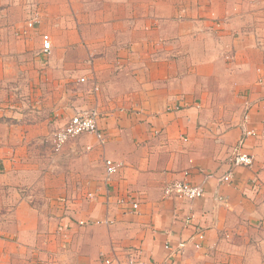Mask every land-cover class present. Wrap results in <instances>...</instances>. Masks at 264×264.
Here are the masks:
<instances>
[{
  "label": "crops",
  "instance_id": "0c3cea01",
  "mask_svg": "<svg viewBox=\"0 0 264 264\" xmlns=\"http://www.w3.org/2000/svg\"><path fill=\"white\" fill-rule=\"evenodd\" d=\"M263 63L264 0H0V264H264ZM74 107L103 140L56 151ZM185 178L203 196H165Z\"/></svg>",
  "mask_w": 264,
  "mask_h": 264
},
{
  "label": "built area",
  "instance_id": "2783aa9c",
  "mask_svg": "<svg viewBox=\"0 0 264 264\" xmlns=\"http://www.w3.org/2000/svg\"><path fill=\"white\" fill-rule=\"evenodd\" d=\"M37 20V16L32 17L29 21H27L28 27H34L35 22ZM53 48V42L51 35L48 33L42 34V53H50ZM259 82L264 81V63L259 68ZM87 80L86 77H82L80 81L85 82ZM95 89H98L97 84L95 85ZM101 112L97 108H75L72 116L65 122L63 126L58 128L52 133L54 149L59 151L62 147L73 138H76L84 133H94L100 140H103V134L101 132V128L99 122L101 120ZM251 133V132H249ZM253 133V132H252ZM244 146V138L239 141V152H237L232 158L233 167L237 166H251L254 163V156L247 152H242L240 149ZM107 174L110 178L112 174H114L119 165L116 164L113 160H106ZM232 171H229L227 174L221 177L222 181L228 182L231 180ZM165 196H175L179 200L191 201L200 198L203 196L204 188L195 184L194 182L183 179V180H174L167 184L164 188ZM124 203H129L133 210H137L139 207V202L137 197L133 194H128L127 197L120 200ZM127 201V202H126ZM190 218H186V225L190 222ZM81 224H85L84 221L80 222ZM99 223V221H96ZM198 238H203V234L197 235ZM187 245V241H180L177 244L176 250L173 249L172 244L167 243L165 248L168 250H172L173 254L176 252H183ZM197 246H199L197 244ZM173 255H169L165 260L158 262L157 264H176L175 261L171 260ZM105 264H123L122 260L119 257L107 256L104 260ZM126 264H141V261L136 253L133 251L129 252V258Z\"/></svg>",
  "mask_w": 264,
  "mask_h": 264
},
{
  "label": "rangeland",
  "instance_id": "374dc122",
  "mask_svg": "<svg viewBox=\"0 0 264 264\" xmlns=\"http://www.w3.org/2000/svg\"><path fill=\"white\" fill-rule=\"evenodd\" d=\"M36 16H37V14H36ZM32 19V18H31ZM30 20V19H29ZM28 20V21H29ZM27 25V24H26ZM8 104H9V102H8V100L6 99H4V100H1L0 99V109H2L1 111H2V117H4L3 119H11V118H14V115H10L7 111H5L6 109H7V107H8ZM75 108V107H74ZM39 117H46V116H39ZM48 117H54V118H59L60 117V121H62V120H64L65 118H66V116L65 115H61V116H48ZM70 117V116H69ZM34 118V116H18L17 118H15L16 120H18V119H20V120H25V119H33Z\"/></svg>",
  "mask_w": 264,
  "mask_h": 264
}]
</instances>
